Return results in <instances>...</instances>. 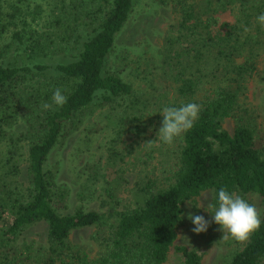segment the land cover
I'll list each match as a JSON object with an SVG mask.
<instances>
[{"label": "trees", "instance_id": "trees-1", "mask_svg": "<svg viewBox=\"0 0 264 264\" xmlns=\"http://www.w3.org/2000/svg\"><path fill=\"white\" fill-rule=\"evenodd\" d=\"M31 3L0 0V41L8 31L0 42V264H161L182 221V203L210 189L213 214L221 187L256 194L261 224L219 264H264V136L257 133L252 110L240 103L248 77L258 75L264 62V26L256 19L264 13V0L164 1L176 17L160 48L174 95L168 106L196 103L198 119L178 138L176 168L165 185L145 182L128 202L105 186L103 211L79 204L70 212L58 210L66 208L67 191L46 160L64 125H74L92 100L107 104L131 96L128 106L137 103L132 85L105 70L134 0H102L97 18L76 4L73 21L56 16L60 40H67L76 22L91 30L66 60L46 57L53 49L46 34L31 27L40 9ZM57 88L67 102L44 109ZM17 124L22 128L15 129ZM23 142L24 181L19 177ZM39 221L45 223L43 241L26 239L25 229ZM87 226L95 227L98 242L92 256L69 240L72 230ZM176 248L180 264H199L194 248Z\"/></svg>", "mask_w": 264, "mask_h": 264}, {"label": "rangeland", "instance_id": "rangeland-1", "mask_svg": "<svg viewBox=\"0 0 264 264\" xmlns=\"http://www.w3.org/2000/svg\"><path fill=\"white\" fill-rule=\"evenodd\" d=\"M31 1V6L39 3L40 7L39 12L33 14L36 19L31 21V27L36 26L40 35L46 34L45 41L53 49L46 57L51 60L74 57L83 36L91 31L90 27L76 22L65 37L67 40H60V28L53 21L56 16L62 17L64 22L73 21L71 18L76 12L71 7L74 4L79 11L95 13L96 18L102 13L95 12L102 0ZM164 1L134 0L106 60L105 70L116 73L132 85V95L138 98L137 103L132 108L128 106L131 96L117 97L107 104L92 100L76 114L74 125H64L48 154L46 166L55 170L56 183L67 191L66 208H59L60 212H70L79 204L103 211L101 199L105 186L115 188L117 196L128 202L135 189L145 182L153 181L157 187L165 185L176 168L180 136L166 144L160 140L158 131L163 120L159 112L174 98L165 64L160 62V48L176 17L170 4H164ZM100 8L105 9V6ZM7 37L8 31H3L0 42H5ZM240 103L252 110L257 133L264 136V62L258 75L248 77ZM21 124L15 125V129H21ZM224 126L230 130V119L224 121ZM25 149L23 142L19 156V177L23 181ZM236 195L254 204L260 213L261 204L256 194ZM210 199L211 190L205 189L182 203V221L176 227V237L161 264H180V253L176 248L179 245L194 248L201 255L199 264H219L228 250L243 244L233 239H221L220 226L212 222ZM188 212L210 221L207 231L192 232L194 225L187 217ZM94 229V226H87L69 234L70 242L84 248L89 256L98 247ZM44 233L45 223L39 221L27 227L23 236L43 241Z\"/></svg>", "mask_w": 264, "mask_h": 264}, {"label": "clouds", "instance_id": "clouds-1", "mask_svg": "<svg viewBox=\"0 0 264 264\" xmlns=\"http://www.w3.org/2000/svg\"><path fill=\"white\" fill-rule=\"evenodd\" d=\"M257 22L264 26V13L257 16ZM247 30V29H245ZM67 102V97L57 88L52 95V103L42 105L44 109H49L52 105L62 107ZM201 106L196 103H186L179 107L166 106L159 113L163 116L161 127L159 128V138L166 144H171L175 138L190 130L194 122L198 119ZM150 142V141H149ZM217 207L212 214L213 221L220 226L222 240L233 239L235 241H247L250 235L259 229L261 224L260 213L254 204H250L245 199L230 193L226 187H221L217 193ZM194 227V233L207 231L210 221L202 215L187 213Z\"/></svg>", "mask_w": 264, "mask_h": 264}]
</instances>
